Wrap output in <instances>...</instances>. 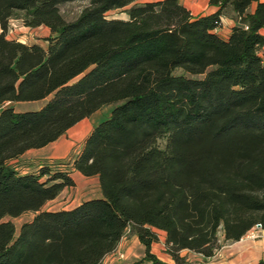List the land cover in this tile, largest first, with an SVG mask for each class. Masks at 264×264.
Masks as SVG:
<instances>
[{"label":"trees","instance_id":"trees-1","mask_svg":"<svg viewBox=\"0 0 264 264\" xmlns=\"http://www.w3.org/2000/svg\"><path fill=\"white\" fill-rule=\"evenodd\" d=\"M207 1L216 11L194 17L178 0H0V264H102L126 233L138 264H166L151 253L158 232L174 264H191L180 252L209 261L264 230V0ZM14 18L47 28L44 46L7 39ZM107 106L71 167L101 197L42 211L75 186L70 169L24 172L20 157ZM26 213L16 235L4 219Z\"/></svg>","mask_w":264,"mask_h":264},{"label":"rangeland","instance_id":"rangeland-1","mask_svg":"<svg viewBox=\"0 0 264 264\" xmlns=\"http://www.w3.org/2000/svg\"><path fill=\"white\" fill-rule=\"evenodd\" d=\"M131 6L141 5L150 0H132ZM180 2L183 3V0ZM190 5L191 12L194 16H198L203 12L204 5L202 2H193ZM85 6L83 2H74L62 5L60 7L61 13L65 20L70 21L74 19L81 9ZM128 9V8H126ZM108 20L118 19V20H126L127 15L125 10L114 11L106 14ZM49 36V33L46 34L44 29H29L22 25L19 19H11L8 24L7 31V39L15 40L19 43L25 45L32 44H40L44 46L43 40ZM46 100L38 101V102H19V103H10L7 107H13L17 112L24 111H35L41 108L45 104ZM110 106L104 107L100 109L98 112L93 114L90 118L84 120L77 126L73 127L71 130L66 132L59 141L55 143V148L48 147L49 150H40L29 152L26 154L25 158L17 162L18 168H22L25 171H39L42 168L49 167L51 171L57 170L56 168H60L61 170L68 171L69 163L77 154L79 149L81 148L84 140L92 131L94 126L99 122L105 120L111 111ZM54 146V145H53ZM100 194L99 185L97 180H85L78 182L77 190H67L59 195L55 200L50 201L44 205L42 211L47 212H55V211H66L70 210L78 202H82L88 198H95ZM34 217L32 213H26L21 215L18 218H5V222H10L13 224L16 235L20 229V227L30 222ZM161 241H165V234L162 232H158ZM248 235V234H247ZM129 233H126V247L122 251H116L114 253V259L119 261L121 264H138L144 257V247L138 242L136 238L133 236L129 237ZM163 248V247H162ZM161 246L155 247V249L159 250L156 253H162ZM122 254L123 258L118 259L116 254ZM194 261V260H193ZM145 264V263H144Z\"/></svg>","mask_w":264,"mask_h":264},{"label":"crops","instance_id":"crops-1","mask_svg":"<svg viewBox=\"0 0 264 264\" xmlns=\"http://www.w3.org/2000/svg\"><path fill=\"white\" fill-rule=\"evenodd\" d=\"M180 1L181 0H178V2L181 5H183L190 12H191V9H190V5L189 4H191L193 2H196V1L197 2H202V4L204 5L203 12L200 15H198V16H194L193 13L191 12V14L194 17L210 15V14H213L216 11V9L209 7L207 0H183V3L180 2ZM221 24H222V26L217 31V34L221 38L227 39V37H228V35L230 33L231 28L235 24L229 18H222L221 19ZM41 28L44 29V32H46V34L49 33V30L47 28H44V27L35 28V29H41ZM31 30H33V29H31ZM0 32H1V30H0ZM261 34L264 35V31H261ZM260 54H264V47H262V49L260 51ZM84 120H86V119H84ZM84 120H82L81 122H83ZM81 122L77 123L75 126H77ZM61 137L58 140H56L55 142L49 144L48 146H46V147H44L42 149L29 150V151H27L26 153H24V155H22L20 157L19 161L22 160L23 158H25L26 154H28L29 152L40 151V150H49V152H50V149H47V148L48 147L51 148V146H52V148H55V143L57 141H59L61 139ZM81 149H82V146L79 149V151L77 152V154L74 156V158L79 155V153L81 152ZM73 159L71 160V162L69 163L68 166L70 168V176L73 179V181L75 183V186L73 188H66V189H64L60 193V195L63 192L67 191V190H72V189H76L77 190L78 182L79 181L81 182L82 179H85V180H97L96 178H85L82 175H80L78 172H76L73 169H71ZM100 197H101V194H99L95 198H88L86 200H83L82 202H78L75 205V207L78 206V205H80L83 202H86V201H89V200H93V199H98ZM129 235H130L129 237L133 236V238H136L132 234H129ZM257 235H258V238H256V239H249L248 238V235H246L244 238H242L240 241H238L236 243H231V244L224 245L220 249V251L216 254V256L213 259L209 260V261H204L201 256L196 255V254L189 253L188 251H182V252H180V256L181 257H185L186 260L189 263H191V264H258L259 261L264 260V230H259L257 232ZM125 240H126V238L124 236L122 238L121 242L119 243L117 249L115 250V252L116 251H122L126 247V241ZM164 242H162L161 241V238L159 237L158 243L152 245V247H151V253L153 255H155L158 260H160V261H162V262H164L166 264H174L173 261H172V259L170 258V256L166 253V248H165ZM159 245L161 246V248L163 247L161 249L162 250V253L161 254L160 253H156L159 250L155 249V247H157ZM114 253H111V254L107 255L103 259L102 264H121L119 261H117V260L114 259ZM145 264H148V263H145Z\"/></svg>","mask_w":264,"mask_h":264},{"label":"built area","instance_id":"built-area-1","mask_svg":"<svg viewBox=\"0 0 264 264\" xmlns=\"http://www.w3.org/2000/svg\"><path fill=\"white\" fill-rule=\"evenodd\" d=\"M260 230V227L259 226H256L252 231H250L249 233H248V238L249 239H256V238H258V235H257V232ZM117 256L116 257H118V259H122L123 258V255L122 254H116Z\"/></svg>","mask_w":264,"mask_h":264}]
</instances>
